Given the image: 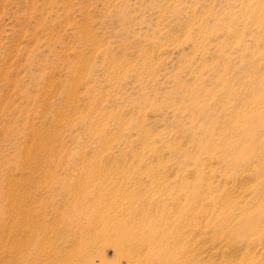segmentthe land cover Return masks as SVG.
<instances>
[{"label": "rangeland", "instance_id": "obj_1", "mask_svg": "<svg viewBox=\"0 0 264 264\" xmlns=\"http://www.w3.org/2000/svg\"><path fill=\"white\" fill-rule=\"evenodd\" d=\"M0 264H264V0H0Z\"/></svg>", "mask_w": 264, "mask_h": 264}]
</instances>
